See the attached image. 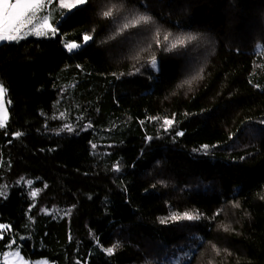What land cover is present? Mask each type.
Here are the masks:
<instances>
[{"label":"trees","instance_id":"obj_1","mask_svg":"<svg viewBox=\"0 0 264 264\" xmlns=\"http://www.w3.org/2000/svg\"><path fill=\"white\" fill-rule=\"evenodd\" d=\"M53 22L0 44V264H264V0H87Z\"/></svg>","mask_w":264,"mask_h":264},{"label":"snow or ice","instance_id":"obj_2","mask_svg":"<svg viewBox=\"0 0 264 264\" xmlns=\"http://www.w3.org/2000/svg\"><path fill=\"white\" fill-rule=\"evenodd\" d=\"M86 2L87 0H72L71 7L83 5ZM44 6L45 0H0V41H18L19 39H23L24 36L22 35V32L25 29H28L36 35H44L45 30L51 31L55 34L56 28L49 23V17L47 15H40ZM61 6L68 7L69 5L61 3ZM103 15L108 17L112 15V12L109 10L104 12ZM140 19L147 22L148 17H141ZM133 26H135V24ZM125 27H127V25H125ZM195 38V36H189L186 39L191 41ZM83 39L87 42L91 40L92 37L90 35H85ZM167 39L168 37L166 36L165 40ZM178 43L183 45L184 40H179ZM78 46L79 45L75 43L66 45L70 51ZM172 47L175 48L176 44H173ZM152 66H156L155 59L152 60ZM6 95V88L0 84V128H4L6 126L8 119V111L5 107ZM164 123L171 124V121L166 119ZM15 135L19 137L21 133L18 132ZM36 194V192H33V197H35ZM176 218L177 217H172V219ZM181 218L191 220L198 217L185 213ZM161 222L163 223L164 221ZM6 227L7 226L5 225H0V229ZM105 251L108 255L113 254V248H108Z\"/></svg>","mask_w":264,"mask_h":264},{"label":"rangeland","instance_id":"obj_3","mask_svg":"<svg viewBox=\"0 0 264 264\" xmlns=\"http://www.w3.org/2000/svg\"><path fill=\"white\" fill-rule=\"evenodd\" d=\"M61 3L65 4V5H69V6L68 7H62L61 6ZM71 3H72V0H59L56 7H57V9H59V12L60 13L61 12H65V14H67V13H70L76 7L81 6V5H77L76 7H71ZM57 9H55L53 7L51 9L49 19H51L52 21H53V19L55 17H57V11L54 12ZM43 10H44V8L42 9V11ZM42 11L40 12V15H41ZM22 35L24 36V38L22 40L27 39V38H33V37L34 38H44V39H49V38L51 39V38H54L55 37V34H53L51 31H48V30H45V34L44 35H36L35 33L30 32L28 29H25L22 32ZM3 42L5 43L7 41H0V44H2ZM10 42H13V41H10ZM84 43H86V42L84 41ZM69 44H73V43H69ZM75 44H77V43H75ZM66 45H68V44H66ZM66 45H64V49L66 51H68L69 53L77 50L81 46V45L77 44L79 46L77 48H74V49H72L70 51L68 49V47H66ZM149 73H150V84H151L150 91H156L157 90V86H158V69H157V63H156V66L155 67L151 66ZM5 107L7 109V101H6V98H5ZM26 186L27 187H30L31 186V183H27ZM1 261H2L3 264H53L52 262H50V261H48L46 259H36V260H32L31 261V260L25 258L20 253L19 248H15V249L10 248V249L6 250L5 252H3L2 255H1Z\"/></svg>","mask_w":264,"mask_h":264},{"label":"crops","instance_id":"obj_4","mask_svg":"<svg viewBox=\"0 0 264 264\" xmlns=\"http://www.w3.org/2000/svg\"><path fill=\"white\" fill-rule=\"evenodd\" d=\"M52 7L54 8L55 6L53 4H51V0H45V7H44V10L41 13V16L47 15L48 17H50V12H51ZM54 12H56V11H54ZM58 13H59V9L57 10V15H58ZM49 23L52 26L54 24V22L51 19H49ZM20 40H22V39H19L18 41H20ZM7 42H9V41H7Z\"/></svg>","mask_w":264,"mask_h":264}]
</instances>
